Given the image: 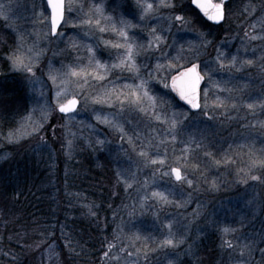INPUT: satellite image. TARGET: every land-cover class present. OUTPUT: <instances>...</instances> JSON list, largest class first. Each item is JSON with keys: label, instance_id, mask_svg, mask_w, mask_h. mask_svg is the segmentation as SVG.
<instances>
[{"label": "snow or ice", "instance_id": "obj_1", "mask_svg": "<svg viewBox=\"0 0 264 264\" xmlns=\"http://www.w3.org/2000/svg\"><path fill=\"white\" fill-rule=\"evenodd\" d=\"M226 2L227 0H190L194 10H199L197 15L202 14V18L213 24H222L225 21ZM106 5L107 0H90L87 6L83 0L80 3H77V0H41V3L32 9V19L45 25L47 31L42 35L35 34L30 43L25 42L24 36L14 28L7 15L0 16L6 26L17 35L15 46L5 55L9 70L23 78L34 97L32 109L19 126L10 128L6 133L0 132V142L16 144L26 136H38L43 140L42 132L53 113L61 114L68 135L75 138L77 134L71 132L69 123L79 115L78 109L83 110L81 102L83 101V106H99L93 108L96 123L104 125L118 135L121 150L125 155L128 149L123 148V145L127 144L139 158L136 170L130 175L121 170L117 171L118 182L123 183L125 191L137 185L138 200L130 205L131 210L128 212L131 234L124 233L123 221L117 225L119 230L115 233V241L107 243L101 261L104 264H150V253L164 249L174 250L183 245L193 221L182 227L178 226L175 230L174 220L162 222L160 227L166 231H161L158 237L141 236L139 226L132 221V217L137 213L136 204H139L140 215L155 207L157 211L153 215L159 219L160 209L170 205L185 207L190 202L191 193L187 194V199H183L185 186L197 192L200 191L201 184L207 185L210 191L219 190L217 178L210 177L208 170L226 167L234 164L235 160L227 151L217 158L210 150L207 137L197 123V118L203 116L207 120H213L218 109L223 110L222 115L227 114L229 107L236 109L237 102L233 101L230 95L233 89L227 86L232 80L231 74L242 71L245 65H253L254 61L244 59L238 62V55L228 56L217 49L214 61L204 62L203 68L195 60L184 64L181 63L184 59L181 55L184 51L183 45H180L175 56H169L168 49L171 46L166 34L171 32L172 25L169 22L167 28H162L159 32L157 26L162 21H168L169 17L172 21L180 22L181 28L191 24L190 19L175 12L169 13L168 16L161 15L162 10L176 8L175 0H133V6L138 13H131V19L125 18L122 13L114 15L115 10L108 11ZM133 20L136 22L133 23ZM152 21L156 23L153 24ZM257 24L260 25L261 32L251 34L246 31L244 35L247 40L264 41V17L250 26L253 33ZM69 28L80 29L84 36L93 33L100 35L92 42L81 45L73 38L79 36L80 32L69 37L66 35ZM145 29L148 30L147 39L142 42L141 33ZM105 33H110L108 38L103 36ZM42 40L46 42L43 45ZM64 41H68V47L72 50L83 47L86 55L82 57L77 51L73 62L69 64L61 63V66L56 68L49 61L41 67L49 46ZM211 43L208 33L198 32L196 40L188 42L187 51L198 58L200 49L207 48ZM101 45L108 50V58L104 61L97 56ZM252 51L255 52V49ZM149 54L155 55L153 57ZM141 56L145 57L142 62ZM153 58L155 63L150 64ZM260 59L264 60V48ZM220 72L229 75L227 78L222 76L220 79H214L212 73ZM156 85L162 86L167 92L162 94ZM48 91L52 92L50 97L47 95ZM221 93L229 95L222 96ZM173 100L177 101V108L179 102H183L187 110L170 108ZM240 103L253 111V114L257 108L264 111V97L253 102ZM37 112L39 116L35 118L34 114ZM134 113L145 121L150 135H143L139 123L132 124L129 117ZM189 113L192 114V120L185 124V121H189ZM126 124L131 125V130L126 128ZM257 125L264 129V121H255L252 124L253 127ZM66 140L65 154L71 156L73 139L66 137ZM88 143L91 147L92 141L89 140ZM105 143L106 139L95 140V144L101 148ZM177 143L180 145L179 151ZM261 143L264 144V141ZM197 153L207 158L203 167L194 162ZM6 155H0V159H4ZM247 156L246 165L236 170L237 182L247 184L251 180L264 183V176L259 174L264 172V147L256 149L254 143L248 145ZM143 169H151V179L147 176L138 177V173ZM165 177L168 178V183L161 185L159 181ZM178 196L181 199H177ZM83 207L87 208L88 215H96L93 205L86 204ZM199 215V211L193 213V220ZM219 231L221 246L233 249L230 255L240 257L234 258L233 264H257L253 255L257 250L254 240L243 242L237 247L234 240L228 238L237 229L224 226L220 227ZM122 237L127 244H124ZM44 242L37 241L36 247L39 248ZM70 243V240H66V245ZM48 250L51 253V244ZM259 254V264H264V248L259 249Z\"/></svg>", "mask_w": 264, "mask_h": 264}, {"label": "rangeland", "instance_id": "obj_2", "mask_svg": "<svg viewBox=\"0 0 264 264\" xmlns=\"http://www.w3.org/2000/svg\"><path fill=\"white\" fill-rule=\"evenodd\" d=\"M80 2L81 0H77V3ZM189 2L190 0H175L176 8L174 10L165 9L161 11V15L168 16L169 13L175 12L176 14L184 15L191 21L190 25H185L181 28L180 22L172 21L169 17L168 21H162L157 26V31L159 32L162 28H167L169 22L172 25L171 32L166 34L168 44L171 46L168 49L169 56H175L179 51L180 45H183L184 51L181 55H183L184 59L181 63L184 64L195 60L203 68L204 62L214 61L217 49L228 56L238 55V62L244 59H252L254 61L251 66L245 65L242 71L233 72L231 74L232 80L227 85L233 89L230 95L233 101L237 102V108L231 109L229 107L226 115H222L221 112L223 110L218 109L213 120H207L203 116L197 118V123L203 128L204 134L207 137L210 150L216 154L217 158L227 151L229 155L233 156L235 163L226 167L221 166L219 169L210 168L208 170L210 177L217 178L219 190L210 191L207 189V185L201 184L200 191L197 192L185 186L183 199H187V194L191 193L190 202L185 207L170 205L160 209L158 212L159 219L153 215L157 211L155 207L140 215L141 210L137 203V213L132 217V221L139 226L141 236L155 235L157 237L161 231H166L160 227L162 222L174 220L173 228L175 230L178 226L182 227L188 224L189 221H193L185 243L174 250L164 249L150 253V264H170V262L171 264H178L184 259L194 258L197 249L208 240H213L218 249V255L214 264H233V259H239L240 257L230 255L233 253V249L221 246L222 238L219 228L224 226L237 229L235 233H231L228 237L234 240L237 247L243 242H251L253 240L256 242L257 250L253 255L255 261L259 264L261 259L259 249L264 248V183L251 180L247 184L238 183L236 180V170L246 165L248 160V145L254 143L256 149L264 147V144L261 143V141H264V129L260 128L259 125L256 127L252 126L255 121H264V111L257 108L254 110L255 114H253V111L240 103V101L244 103L253 102L260 97H264V67H262L264 60L260 59L262 48H264V41H249L244 35L246 31L251 34H259L261 32L259 24L256 26L255 33L252 32L250 26L261 17H264V0H230L225 5V12L227 11L228 16L226 15L224 24L220 27L208 25L200 17L201 21L199 19L197 22L194 16L187 14L186 8H188ZM40 3L41 0H0V16L7 15L10 18V22L24 36L26 43H30L34 39L35 34L39 33L42 35L43 32L47 31L45 25L40 24L38 20L32 19V9ZM83 3L87 6L90 0H83ZM106 7L108 11L115 10L113 12L114 15L122 13L127 19H131V13H138V10L133 6V0H107ZM135 22L136 20H133V23ZM152 23L155 24L156 22L152 21ZM0 28L8 31L14 37L16 44V32L7 27L6 22L2 18H0ZM147 31L145 29L141 33L143 37L142 42H146ZM77 32H80V29L69 28L66 30V35L72 37L73 33ZM198 32L208 33V39L212 43L207 48L200 49L197 58L192 52L187 51V48L189 41L196 40V33ZM97 35L100 34L93 33L89 36H84L80 32L79 36L73 38L82 45L85 42H92ZM109 35L110 33L103 34L105 38H108ZM52 39L55 40L54 37ZM41 43L43 45L46 42L42 40ZM252 49H255V52ZM77 51L82 57L86 55L83 47L77 50L69 48L68 41L52 43L48 48L41 67L49 61L56 68H59L61 63L69 64L73 62ZM53 53L56 54L54 55ZM149 55L154 57L155 54ZM97 56L102 61L107 60L108 50L104 49L101 45ZM144 59L145 57L141 56L140 62ZM154 63L155 60L153 58L150 64ZM0 74L4 75L6 79L11 80L12 83H15L20 91H22V94L24 93L26 99V106L20 108V112L15 114L12 128H16L32 109L34 97L24 83L23 78L19 74L11 72L9 67L8 74L2 69H0ZM228 75V73L223 72L212 73L214 79H220L222 76L227 78ZM48 84L50 86V82ZM156 87L162 94L167 92L160 85H156ZM47 95L50 97L52 92L48 91ZM221 95L227 96L229 94L221 93ZM81 106L83 110L78 109L79 115L69 123L71 132L77 134L75 138L68 135V129L64 126L65 121L61 118V114L53 113L42 132L43 140L38 136H26L16 144L4 142V145L0 146V155H7L4 159H0V165L2 162L11 160L20 163L24 158V154L32 155L34 153L37 155L41 152L50 153L51 160H55L58 164L62 163V167H65L62 172V175L65 176L68 173L70 161L75 159L77 155H83V152L87 155L94 154L96 159V152L98 150L107 152L109 148H114L116 156V168H114L116 182H114V185L116 191L118 190L117 186H119L122 187L123 192H121V198L119 196L109 209L102 212L99 202H94L91 196L81 192L75 193L68 190L65 182L54 184L56 181L53 180V186H51L55 191L61 193L59 200L60 209L65 207V200L71 201L80 209L88 224H94V227L99 229V231L102 229L106 231V237H108L107 243L114 242L115 233L119 230L117 225H120L122 221L124 223V233L126 235L131 234L129 232L130 218L128 212L131 210L130 205L138 200L136 194L137 185H133V188L125 191L123 183L118 182L117 171L121 170L130 175L132 171L136 170V162L139 158L131 151L127 144L123 145V148L128 149L127 155H125L121 150V142L118 135L105 128L104 125L96 123L93 108H98L99 106H83V101L81 102ZM169 107L176 110L183 109L180 105L177 108V103L174 100ZM183 110H187V108ZM15 111L17 112V110ZM38 116V112L34 114L35 118H38ZM129 119H131L133 125L139 123V129L144 136L150 135L149 127H145V121L141 120L138 114H132ZM191 120L192 114L189 113V121H185V124H188ZM89 125L92 127L90 128ZM126 128L131 130V125L126 124ZM52 129H55V131L53 132ZM66 137L67 139H73L71 156L65 154ZM97 138L106 139L103 148L95 144ZM89 140L92 141L91 147L88 143ZM107 141H110V143ZM176 147L177 151H179V143H177ZM196 156L197 159L194 162L200 163L201 167H203L204 161L207 158L202 157L199 153ZM150 172L151 169H143L138 173V177L143 178L147 176L151 179ZM259 174L264 176V172H260ZM159 182L161 185H164L168 183V178H162ZM45 186L47 187L48 184ZM116 191H114L113 196H115ZM89 195L93 194L89 193ZM177 199H181V197L178 196ZM86 204L93 205L96 212L94 217L88 215L87 208L83 207ZM197 211L200 212V215L193 220V213ZM96 218H100V225L97 222L91 221ZM12 232L17 234L18 237H8V235L0 237V264H67L69 253H66L67 249L65 250L62 244L53 240L56 237H46L41 232L29 234L25 232L23 235V230H21V226L19 227V225ZM66 237L70 236L67 234ZM235 238H239V240ZM41 240L45 242L37 248L36 242ZM123 242L127 244L126 240H123ZM107 243L104 250H106ZM117 243L119 246V242ZM50 244L52 245L51 253L48 250ZM100 264H104L101 259Z\"/></svg>", "mask_w": 264, "mask_h": 264}, {"label": "trees", "instance_id": "obj_3", "mask_svg": "<svg viewBox=\"0 0 264 264\" xmlns=\"http://www.w3.org/2000/svg\"><path fill=\"white\" fill-rule=\"evenodd\" d=\"M187 6V14L194 16L198 22L202 16L197 15L198 11L194 10L190 2ZM226 15L228 16L227 11ZM14 46V37L0 28V69L7 74L8 64L5 55ZM0 85H2L0 87V132L6 133L14 125L15 114L20 112V108L26 106V99L16 84L6 79L4 75H0ZM179 105L183 109L187 108L183 102H179ZM2 145L4 142H0V146ZM96 156L95 159L94 154L87 155L84 152L83 155H77L70 161L68 173L65 176L62 175L65 167H62V163L58 164L55 160H51L50 153L24 154L20 163L14 160L2 162L0 165V237L5 235L18 237L12 231L19 225L23 230L22 234L41 232L46 237H56L53 240L62 244V247L67 249L66 253H69L67 264H100L108 240L106 231L104 229L99 231L94 224H88L80 209L71 201L65 200V207H62L64 209L61 211L59 205L61 193L51 187L53 180L56 181L54 184L65 182L68 190L75 193L81 192L91 196L94 202H99L102 212L109 209L119 196L121 198V192H123L122 187L119 186L116 191L114 185L116 182L114 148H109L107 152L98 150ZM46 184H48L47 187ZM114 191H116L115 196H113ZM100 218L91 221L100 225ZM67 234L70 237H66ZM66 240H70L71 243L66 245ZM217 250L215 242L208 240L197 249L194 258L184 259L178 264H214L218 255Z\"/></svg>", "mask_w": 264, "mask_h": 264}, {"label": "water", "instance_id": "obj_4", "mask_svg": "<svg viewBox=\"0 0 264 264\" xmlns=\"http://www.w3.org/2000/svg\"><path fill=\"white\" fill-rule=\"evenodd\" d=\"M228 1V0H227ZM194 6V5H193ZM211 22V21H210Z\"/></svg>", "mask_w": 264, "mask_h": 264}]
</instances>
